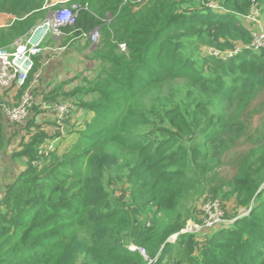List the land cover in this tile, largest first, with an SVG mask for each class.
<instances>
[{
  "label": "trees",
  "instance_id": "trees-1",
  "mask_svg": "<svg viewBox=\"0 0 264 264\" xmlns=\"http://www.w3.org/2000/svg\"><path fill=\"white\" fill-rule=\"evenodd\" d=\"M74 3L83 8L62 39L89 45L98 29L91 75L43 89L18 130L13 157L26 167L0 195V264H264V46H252L246 18L255 4L264 17V0ZM47 4L0 0L13 20L0 27V48L30 34ZM44 57L34 56L14 102L0 90V150L18 136L3 110L32 89ZM62 101L87 115L70 127L73 142L50 148L64 135L37 119ZM206 199L232 223L182 233L203 222Z\"/></svg>",
  "mask_w": 264,
  "mask_h": 264
},
{
  "label": "rangeland",
  "instance_id": "rangeland-1",
  "mask_svg": "<svg viewBox=\"0 0 264 264\" xmlns=\"http://www.w3.org/2000/svg\"><path fill=\"white\" fill-rule=\"evenodd\" d=\"M47 16H48V11H47ZM7 17L9 18L4 19L0 17V26H4V25L6 26L8 24H11V22L13 21L11 15L7 14ZM256 20L257 23L260 24V26H264L263 23L264 17L261 16V18H256ZM43 22L44 20L36 24L34 28H36ZM33 29H31L30 34H28L26 37H21L18 40H16L14 43L10 44L9 46H4L1 47L0 49H2V51L7 50L12 55V53L16 52L18 45L20 46L24 44V42L26 41H28L29 43H33V41L35 40L34 36L32 35ZM255 29L256 27L254 28V30ZM50 35L55 37V42L52 41L49 42L48 36ZM63 36L64 35L62 34L58 35L53 32H48L44 37L43 44H41L42 50L39 53L35 54V55L44 54L45 57L41 69L36 75L35 80L32 82V89L28 93L29 96L27 98V103H26V108H28V115H26L27 117L24 118L22 122L12 121L8 116V114L6 113V111H4L5 114L7 115L6 119L8 120L7 123L9 127V133L15 130L18 132V136L15 139H13L10 144H8L4 148H1L0 150V194L4 192L6 188L5 187L6 184L11 183L15 179L18 172H20L26 167L25 159L13 157V153L20 141L19 137L21 131L19 132L18 130L25 126L26 122L30 117V112H32V108L34 107V105H39L41 102V98L38 97V94L42 93L43 89L51 88L54 85L62 82H66L65 84L66 89L71 90L76 85L83 84L84 78L91 75L90 68L93 67V62L89 59V55L92 53V51L95 48L94 45H96L99 40H94L90 37L91 43H89L88 45V41H86L85 39L72 38L69 39L66 43H63L64 41L62 39ZM17 56H23V52H16L15 54L12 55V58H16ZM33 67H34V63H33ZM37 87L42 88L41 91H39ZM10 88H18V87H10ZM3 89H8V88H3ZM21 100L22 97L17 104H19ZM68 103L70 104L69 112L65 114L63 117L57 115L54 108H50L48 107V105H43V107L41 108H43L42 110L44 111L40 113L37 119L39 122L46 121L48 123L47 130L50 131L51 133H54L56 128H60V132L64 136L56 140H53L54 146H56V144L60 142L59 144H57L59 148H61V145L63 147L66 144L73 142L76 136L74 133H70L73 130V128L70 127L75 122H82L87 115L86 111H80L76 107H71L72 103L70 102ZM243 147L246 146L242 145L241 148ZM1 156L3 157L1 158ZM228 158L229 157L226 156L225 160H227ZM227 165L228 164L223 165L221 169L222 172L225 174L231 172L230 167H227ZM8 166L13 167L14 172L12 170V173H10V171H8L9 170ZM202 200H200L198 207L201 206L202 208L204 204V201ZM233 206L234 203H230V208H231L230 211L235 212L236 210L234 209ZM190 221L196 222L193 220ZM230 223H232V219L227 217L226 214L224 213V222L221 225H219L217 228L222 227L224 225H229Z\"/></svg>",
  "mask_w": 264,
  "mask_h": 264
},
{
  "label": "built area",
  "instance_id": "built-area-1",
  "mask_svg": "<svg viewBox=\"0 0 264 264\" xmlns=\"http://www.w3.org/2000/svg\"><path fill=\"white\" fill-rule=\"evenodd\" d=\"M126 3L127 0H120ZM66 0H48L47 9L49 11L48 16L44 19V22L33 29L32 35L34 36L33 43L28 41L24 42L22 45H18L16 52H23V56H17L12 58V55L7 50L2 51L0 49V87L10 88L18 87L21 88L26 84V80L29 76L30 71L33 68L34 56L42 50L41 44L45 35L48 32H53L55 34H62V28L65 26H73L76 23L78 13L83 8L77 4H72L68 6ZM213 7H218L217 4H210ZM84 8H87L84 7ZM262 10L257 4L253 7L252 12L246 16L253 23H255L256 29H253V41L252 46L255 48H261L264 46V26H260L257 23L256 18H261ZM264 23V21H263ZM26 37V36H25ZM90 37L94 40H99V31L94 29ZM123 49L126 48L125 44H122ZM241 47L235 48V50L227 53H222L219 51H214L215 55H221L222 57L229 56L230 54L236 53ZM34 55V56H33ZM39 55V54H38ZM31 89L27 88L22 95V100L19 104L12 107H5L4 111L8 114L12 121L22 122L24 118L28 115V108H26L28 93ZM24 98V101H23ZM23 102V103H22ZM48 105L50 108H54L57 115L63 117L69 112L70 104L66 101L58 102L53 105ZM50 148L54 147L53 140L49 141ZM203 214V222H188L186 227L182 230V233H197L198 236L204 237L209 234L213 229L217 228L224 222V209L222 208V203L219 199H208L204 201L201 208ZM243 213H247L248 210H242ZM205 214V216H204ZM178 236L175 235L174 239ZM131 249H137L135 245H131ZM140 252L146 256V250L143 248H138ZM152 261L149 260V263Z\"/></svg>",
  "mask_w": 264,
  "mask_h": 264
},
{
  "label": "crops",
  "instance_id": "crops-1",
  "mask_svg": "<svg viewBox=\"0 0 264 264\" xmlns=\"http://www.w3.org/2000/svg\"><path fill=\"white\" fill-rule=\"evenodd\" d=\"M65 1V0H64ZM67 2L69 1V0H66ZM48 13H49V11H48ZM0 17L1 18H4V19H8L9 17H7V14L6 13H0ZM46 17H47V15H46ZM5 26V25H4ZM1 27V26H0ZM50 37H52L54 40H55V37L54 36H52V35H50V36H48V38H50ZM82 39H85L86 40V38L84 37V38H82ZM9 89H11L10 90V92H9V97H8V100L10 101V102H14L15 101V95H16V93H17V91H18V88H9ZM41 89L42 88H38V90L39 91H41ZM0 90L1 91H4V90H6V89H3V88H0ZM38 97L39 98H42V96H41V93H39L38 94ZM3 116H4V118H5V120H6V124L8 125V120L6 119L7 118V115L5 114V112H4V110H3ZM3 156H1V158H2ZM5 158V157H4ZM7 158V157H6ZM9 167V170L8 171H10V173H12V170H13V172H14V168L13 167H11V166H8ZM1 195V194H0Z\"/></svg>",
  "mask_w": 264,
  "mask_h": 264
},
{
  "label": "water",
  "instance_id": "water-1",
  "mask_svg": "<svg viewBox=\"0 0 264 264\" xmlns=\"http://www.w3.org/2000/svg\"><path fill=\"white\" fill-rule=\"evenodd\" d=\"M97 46V44L96 45H94V47H96Z\"/></svg>",
  "mask_w": 264,
  "mask_h": 264
}]
</instances>
